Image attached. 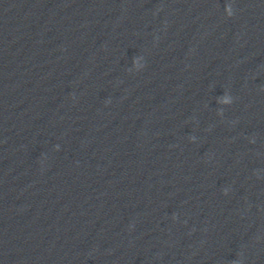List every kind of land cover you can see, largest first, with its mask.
I'll return each instance as SVG.
<instances>
[{"label":"clouds","instance_id":"obj_1","mask_svg":"<svg viewBox=\"0 0 264 264\" xmlns=\"http://www.w3.org/2000/svg\"><path fill=\"white\" fill-rule=\"evenodd\" d=\"M228 15H229V16H231V15H232V12H231V11H229Z\"/></svg>","mask_w":264,"mask_h":264}]
</instances>
